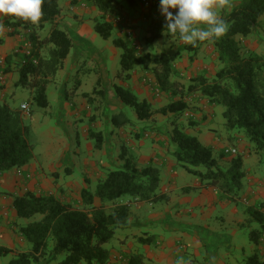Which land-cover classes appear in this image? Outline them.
<instances>
[{
    "label": "trees",
    "instance_id": "obj_1",
    "mask_svg": "<svg viewBox=\"0 0 264 264\" xmlns=\"http://www.w3.org/2000/svg\"><path fill=\"white\" fill-rule=\"evenodd\" d=\"M82 1L88 2L97 11L93 19L95 32L102 38H109L115 25L109 16L119 14L120 0H68V7L73 9ZM125 1L134 6L141 0ZM43 11L39 26L22 20L13 22L9 18L1 21L8 28L6 35L17 37L19 43L16 51L2 59L0 70L2 73H17L14 85L29 91L30 114L35 107L46 108L49 105L47 85L63 67L73 45L67 32L58 27L64 21L59 0H44ZM263 14L264 0H238L230 12H222V18L230 26L229 31L219 40H208L213 47L216 70L210 76L204 71L197 72L189 78L190 83L186 86L176 80L180 75L175 63L182 59L180 50H185V58L193 62L200 43L196 47L183 44L172 54L162 51L152 58L149 52H140L141 46H136L129 28L125 30L126 38L116 35L112 39L113 44L122 49L117 75L130 79L135 70H144L154 78V83H146L148 92L152 95L164 93L168 97L167 103L157 107L147 98H140L130 87L115 84L113 91L124 107L112 115V124L122 127L131 124L135 118L145 120L140 129L131 133L135 139L159 136L161 132L166 134L168 138H162L159 144L169 146L167 150L174 145L169 154L176 165L195 175L203 186L214 188L218 197L227 201H238L242 195L246 175L243 159L246 156L255 154L257 161L264 166V55L243 50L236 38L251 35ZM164 24L156 18L148 21L142 39L149 49L167 32ZM45 28H48L47 33L42 35ZM3 36L0 35V44ZM166 37L180 38L178 33ZM148 80L151 81L150 78ZM97 83L100 84V81ZM92 93L104 99L103 90L93 89ZM83 95L89 97L88 93ZM200 97L207 108L223 107L224 128L243 133L248 142L246 151L236 149L237 152L231 154L220 150L219 157H215L214 149L184 131L197 123L189 103L196 99L199 101ZM185 112L186 122L179 124ZM155 113L172 115L169 133L154 126V123L152 126L146 124ZM29 132L20 107L5 99L0 100V174L16 169L25 179L30 177V172L21 173L22 168L33 160ZM88 136L96 138L95 147L99 149L103 141L102 133L89 128ZM119 159L122 164L96 177L94 191L83 187L76 199L62 200L51 190H27L14 195L16 217L22 221L16 224V231L29 244V249L18 252L0 244V257L8 256L6 264H110L111 250L104 245L113 239L116 229L129 227L131 201L156 203L167 200V196L159 190L161 176L157 166L151 162L140 164L136 155L125 146ZM262 170L264 173V168ZM58 189L62 190L61 187ZM124 196L130 199L122 202ZM260 206L263 205L245 206V212L251 219L248 221L256 223V227L248 231V238L256 248L246 258L247 264H264L261 259L264 258V211ZM136 239L142 244L158 245L153 243L156 235L148 236L147 232L145 238L137 235ZM177 244L182 245L181 242ZM182 251L185 252L186 247L179 252L184 253ZM124 258L127 264H142L139 254L130 252L124 254Z\"/></svg>",
    "mask_w": 264,
    "mask_h": 264
},
{
    "label": "rangeland",
    "instance_id": "obj_2",
    "mask_svg": "<svg viewBox=\"0 0 264 264\" xmlns=\"http://www.w3.org/2000/svg\"><path fill=\"white\" fill-rule=\"evenodd\" d=\"M67 1L68 0H59V5L64 15V21L58 24V27L67 32L73 45L63 62V67L57 71L47 85L49 105L46 108L35 107L34 112L30 114L31 104L28 100L29 112L26 113L22 111L23 122L28 125L30 129L28 139L33 146V160L31 162L45 170H50V167L55 168L57 172L55 180L59 186H54V181L52 180L53 176L47 175L46 177L49 181L46 182L45 186H47V184L49 186L46 190L42 191L49 192L51 190L52 193L65 201L76 199L79 195V190H76L74 187L73 189L71 188L72 190L67 189L70 183H77L80 189L86 187L94 191L96 188V177L101 173H105L107 169H114L116 166L122 164L119 155L123 150V146H125L126 149L129 148V142H127L126 138H132L131 133L140 129L145 122V120L141 121L135 118L131 124L122 127H117L111 122L112 115L124 107V105L118 102L113 91V86L116 84L126 87V85L131 82V78L124 79L117 75L120 70V54L122 53V49L113 44V37L117 35L126 38L125 30L129 28L134 37V43L136 46H141L140 52L147 51L151 54L152 58L159 56L162 51L172 54L175 50H180L179 47L181 45L186 44L180 38L179 40L175 38L170 39L163 34L153 43L152 49H149L145 45L142 37L145 34L148 21L152 18H156L165 22L164 17L161 16L158 11L159 0H155L156 3H152L149 0H141L134 6L129 5L125 0H120L121 5L119 9L120 12H118L119 14L114 17L109 16V18L115 22V25L111 32V36L106 39L102 38L93 29L92 22L97 16V11L93 6H90L88 2L82 1V4L75 5V7L83 8L77 11V8L70 9ZM92 9L96 11L93 17L91 16ZM74 15H76V17ZM118 18H121V22L116 20ZM4 20H6V18L0 16V24H2L1 21ZM47 30L48 28L42 30V35H45ZM2 31L7 38L16 41L15 49L9 53L12 54L17 50L19 40H17L18 38L15 36L6 35L5 32L8 31V28L3 26ZM236 38L240 40L243 50L254 51L264 55V14L259 20V25L251 35L245 38L241 36H237ZM20 40H22V38H20ZM180 52L182 59L175 63L180 76H178L176 80L182 82L184 86L190 83L189 78L194 75V71L196 72L195 75L198 74L197 72L204 71L205 74L209 76L215 72L217 64L214 60L215 55H213V47L209 41L200 43L199 51L197 56H195L196 61L194 60L193 63H190L188 59L185 58L187 55L185 50H180ZM0 58L4 59V57ZM197 59H201V61ZM4 75L5 83L7 84L10 75L7 73H4ZM132 76L136 78L135 86L141 93L144 90L146 91V89L149 91L146 83H154L152 75L144 70H135ZM148 78H150L151 81H149ZM98 80L100 84L97 83ZM5 83L2 84V86H5ZM93 89L103 90L104 99L99 94H93ZM85 93H88L89 97H85L83 95ZM144 94L146 95L145 92ZM157 94H148L147 98H149L151 102L154 101L157 107L167 103L168 97L166 94ZM27 95L29 96L28 90L20 86H15L13 81H11V84L5 91L4 99L14 106H19L23 97ZM89 98L90 100H88ZM195 102L199 104L203 102L196 99L189 103L196 117L194 119L197 122L195 126H198L194 127L195 129H200V132H198V139L203 142L204 136L210 133L214 136L213 138H218L220 140V145L215 147V157H219L220 150H225L230 147L237 149L239 152L246 151L248 142L245 140L243 133L238 130L227 131L224 128L222 106L217 105L210 108H203L202 111L205 110L206 117V115L198 112L199 106H195L197 109L194 107L193 103ZM127 109L130 110V107H127ZM208 111H210V113H208ZM153 116L154 117L146 123L147 125L150 124L152 126L154 123V126L160 127L164 132L169 133L171 131V114L164 116L155 113ZM92 118H95L96 122H90L89 126V119ZM186 118L187 113L185 112L182 118L179 119V124H184ZM203 118L207 120L204 122ZM88 127H91V129L96 132H106V137L110 135L109 133L111 132L115 138L103 139V145L97 149L95 147L96 138H86L83 136L84 131H86ZM190 130H192V128L188 127V129L184 131L193 135ZM151 134H154V132H151ZM151 138H168V136L161 132L159 136L156 135ZM170 148L173 149L174 145H171ZM92 152H96V159ZM97 157L100 160H97ZM256 157L255 154H252V162H255ZM177 168L178 172L181 171V167L177 166ZM160 176L161 181L166 177L162 169H160ZM180 180L181 182H185L184 184L195 185L196 182L203 184L195 175L188 172H186ZM59 187H61L63 191L59 190ZM129 199L130 197L124 196L121 198V201L126 202ZM95 204H98V202H95ZM157 205L160 206V202H158ZM237 206L238 209H240L239 213L242 214L244 209L241 204L238 203ZM129 208L133 210L135 216L137 215L140 222H144L145 215L148 213L149 209L148 202L143 201V203H141L132 200L129 204ZM230 208L231 206L223 207L219 205L216 206L213 211L217 216L222 215V212L229 215L227 209ZM167 220L168 217L162 221L166 224L165 222ZM170 222L172 221L170 220ZM164 226H156L157 228L154 232L163 230ZM251 227V225L242 226L237 233H234V229L226 227L227 229H225L224 232H227L228 235L221 236L220 239L214 237L213 245L220 251V255L223 254L225 256V260L222 264H247L245 262L246 258L251 255L254 248H256V245L248 239V231L252 229ZM138 233L139 229L137 228L116 229L113 239L104 246L110 250L121 251L123 246L118 239L122 234V236L127 237V247L130 248V251L141 254L143 253L142 247H137L138 245L134 237H132V234L137 235ZM202 234L205 235L204 232ZM160 239V235H157L155 242H153L158 244L157 247L161 246ZM176 242L182 243L180 246L176 243L177 251H181V248L184 249L185 244H183V239L177 240ZM248 242L253 247L252 250H250L249 247L247 248ZM241 254L245 255L244 258ZM197 256L200 262L208 258L209 255L206 252V244L199 249V254ZM7 259L8 256L0 257V264H6ZM261 259L264 261V258Z\"/></svg>",
    "mask_w": 264,
    "mask_h": 264
},
{
    "label": "crops",
    "instance_id": "obj_3",
    "mask_svg": "<svg viewBox=\"0 0 264 264\" xmlns=\"http://www.w3.org/2000/svg\"><path fill=\"white\" fill-rule=\"evenodd\" d=\"M75 8H77V11L83 9L80 7ZM172 11L175 12L176 10ZM95 12L96 11L92 9V17ZM2 38L3 41L0 44V57L3 58L15 49L16 41H14V39L10 40L5 35ZM198 61H201V59ZM193 73L195 74L196 72L194 71ZM7 74L10 75V79H8L9 81L7 84L5 83V86L0 88V100H4L5 91L11 84V81L15 83L17 80L16 72ZM133 78L134 77L131 76V82L126 86L130 87V89H132V91L140 98H147V95H150V93L146 88V91L144 90L142 93L139 92L135 86L136 78ZM29 97L30 95L24 96L21 103L27 102L28 100L30 101ZM147 99L150 100L149 98ZM199 101L203 103L199 104L195 102L193 103L194 107L199 106V110L201 111L198 110V112L206 115L205 110L202 111L203 108H207L205 106V101L204 99H199ZM152 104L157 105L154 101ZM208 113H210V111H208ZM95 120L96 119L91 121V119H89V126L90 122H96ZM206 120L207 119L205 118L204 122ZM195 127H191L192 130H190V132L198 138V132H200V129H195ZM89 128L91 127H88L83 133V136L86 138H90L88 136ZM109 134L110 135L106 137V132H103L102 139L115 138L113 133L110 132ZM213 137L214 136L209 133L204 136L203 142L199 139L198 140L203 145L209 146L215 151V147L220 145V140ZM126 139L127 142H129V152L136 155L140 164L147 165L151 162L157 166L159 171L162 169L164 175L166 176L165 179L160 181L159 190L164 196H167V200L158 201L161 204L160 206L157 205L158 202L148 203L149 209L148 213L145 215L144 222H140L137 215L135 216L133 210L130 209L128 228L139 229V233L137 235H142L143 238L146 237V232L148 236L152 233L156 235V238L157 235H160L161 237V246L157 247L153 244L150 245L140 243L136 239L137 235L132 234V237H134V240L138 245L137 247H142L143 249V253H135L142 257V264H177V261L181 258L183 259V264H222L225 260V256L223 254L220 255V251L213 245L214 237L220 239L221 236L228 235L227 232H224V230L227 229L226 227L234 229V233L240 231L241 227L245 225H251L252 229L256 227V223L254 221H248L251 219L245 212V206L254 204L259 205L261 203L263 205L260 206L261 210L264 211V173L262 170L264 166H262V164L255 158V162H252V156H246V158L243 159L246 172L242 192L243 196L241 195L240 199L235 202L227 201L225 199H220L216 190L212 187H205L198 182H196L195 185L184 184L185 182H181L180 178L183 177L186 172L182 168L181 171H177L178 168L175 159L169 154L171 149L169 148V150H167L169 146L163 147L159 144L162 141V138ZM102 145L103 143L101 146ZM92 153L95 158L96 152ZM97 160L100 159L97 157ZM22 172H30V177L25 179L22 175L20 176L17 173L16 169H11L0 174V244L18 252L28 250L29 244H27L20 233L16 231L18 229L16 224L22 221L16 217L15 209L13 207L14 195H20L27 190L35 192L46 190L49 186L48 184L45 186L46 182L49 181L46 177L47 175L53 176L52 180L54 181V186H59L55 180V176L57 175L55 168L50 167V170H45L40 166H37V164L35 165L30 162L27 166L22 168L21 173ZM73 187L76 190H80L77 183H70L67 189L72 190ZM141 203H143V201ZM238 203H240L244 209L242 214L239 213L240 209H238ZM219 205L223 207L231 206L230 209H227L229 215H226L223 212L222 215H215L213 210ZM167 217L168 220L165 222L166 224H164L162 220H165ZM170 220L172 222H170ZM156 226H164V228L163 230L157 229L159 232H154L157 228ZM203 232L205 235L202 234ZM180 239H183V243L186 247V251L184 253H180L176 248V241ZM126 240L127 237L122 236L121 234L118 241L122 244L123 249L121 251L111 249L110 264H127L124 254L133 252L130 251L129 247H127ZM205 244L206 252L209 256L207 259L203 260V262H200L197 255L199 254V249ZM248 247L250 250L253 249L249 242L247 248ZM253 252L254 250L252 251V254ZM244 256L245 255H242L243 258Z\"/></svg>",
    "mask_w": 264,
    "mask_h": 264
},
{
    "label": "clouds",
    "instance_id": "obj_4",
    "mask_svg": "<svg viewBox=\"0 0 264 264\" xmlns=\"http://www.w3.org/2000/svg\"><path fill=\"white\" fill-rule=\"evenodd\" d=\"M235 4L236 0H159L158 11L164 17L166 35L178 33L184 43L196 47L198 43L219 40L227 34L230 26L221 13L230 12ZM43 5L44 0H0V16L39 26L44 16ZM2 29L0 24V35ZM177 264H183V259Z\"/></svg>",
    "mask_w": 264,
    "mask_h": 264
},
{
    "label": "built area",
    "instance_id": "obj_5",
    "mask_svg": "<svg viewBox=\"0 0 264 264\" xmlns=\"http://www.w3.org/2000/svg\"><path fill=\"white\" fill-rule=\"evenodd\" d=\"M121 21V18H118V22ZM129 35H130V32H128ZM2 64V59H0V66ZM5 83V75L4 73H2V71L0 70V85L4 84ZM20 109L23 111V112H26L28 113L29 112V104L27 102H23L21 103L20 105ZM225 152H229L231 154H235L237 152V150L235 148H227L225 149ZM19 173V172H18Z\"/></svg>",
    "mask_w": 264,
    "mask_h": 264
}]
</instances>
